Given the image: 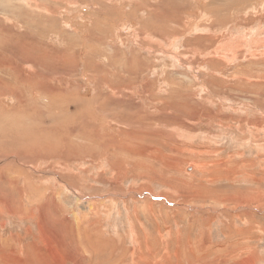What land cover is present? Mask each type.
<instances>
[{
	"label": "rangeland",
	"instance_id": "rangeland-1",
	"mask_svg": "<svg viewBox=\"0 0 264 264\" xmlns=\"http://www.w3.org/2000/svg\"><path fill=\"white\" fill-rule=\"evenodd\" d=\"M0 264H264V0H0Z\"/></svg>",
	"mask_w": 264,
	"mask_h": 264
},
{
	"label": "bare ground",
	"instance_id": "bare-ground-1",
	"mask_svg": "<svg viewBox=\"0 0 264 264\" xmlns=\"http://www.w3.org/2000/svg\"><path fill=\"white\" fill-rule=\"evenodd\" d=\"M59 113H61V112H59ZM25 189V188H24ZM51 197V196H50Z\"/></svg>",
	"mask_w": 264,
	"mask_h": 264
},
{
	"label": "water",
	"instance_id": "water-1",
	"mask_svg": "<svg viewBox=\"0 0 264 264\" xmlns=\"http://www.w3.org/2000/svg\"><path fill=\"white\" fill-rule=\"evenodd\" d=\"M188 168H189V167H188ZM188 168H187V169H188Z\"/></svg>",
	"mask_w": 264,
	"mask_h": 264
}]
</instances>
